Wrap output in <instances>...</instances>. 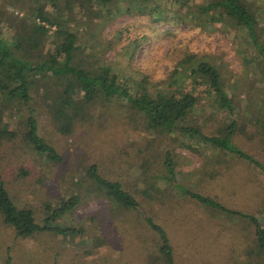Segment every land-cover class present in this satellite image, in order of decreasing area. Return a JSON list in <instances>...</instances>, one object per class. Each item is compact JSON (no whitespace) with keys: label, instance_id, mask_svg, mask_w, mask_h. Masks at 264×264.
Segmentation results:
<instances>
[{"label":"rangeland","instance_id":"rangeland-1","mask_svg":"<svg viewBox=\"0 0 264 264\" xmlns=\"http://www.w3.org/2000/svg\"><path fill=\"white\" fill-rule=\"evenodd\" d=\"M17 1L13 5L12 0H0V9L8 12L2 19L7 39L21 32L19 22L30 14L27 7L35 6L34 0ZM249 2L264 27V0ZM134 3L117 0L108 6L110 16L103 11L104 18L90 24L76 4L68 25L77 32L81 56L99 57L128 85L146 77L153 87L169 91L178 89L177 80L180 90L199 99L186 126L218 137L227 112L217 110L207 87L196 86L186 69L199 59L214 63L236 102V120L247 126L233 141L264 165V127L258 123L264 118V73L245 30L226 20L201 25L200 18L198 27L173 18L154 21V15L137 12ZM161 5L166 11L163 1ZM11 20L18 23L10 27ZM55 30L53 26L47 33L37 58L57 48ZM260 41L264 44V32ZM191 56L194 61L181 65ZM45 91L43 87L33 90L29 106L3 113L16 138L0 145V176L14 204L33 210L38 222L46 210L76 195L77 204L55 221L62 229L76 231L67 236L38 232L23 239L0 216V264H169L161 253L163 236L173 264H258V256L248 252L254 230L249 220L204 208L185 193L215 198L224 208L255 214L263 221L260 170L236 155L219 154L198 139L149 130L146 117L121 98L90 106L87 115L77 118L72 132L63 134L49 114L47 105L52 100ZM31 112L39 124L38 135L60 156L58 163L49 162L23 140L24 121ZM181 140L190 141V149L182 148ZM167 151L172 170L165 160ZM91 164L97 165L103 178L120 183L139 207H125L106 197V189H99L86 174ZM169 173L174 176L171 182Z\"/></svg>","mask_w":264,"mask_h":264},{"label":"trees","instance_id":"trees-1","mask_svg":"<svg viewBox=\"0 0 264 264\" xmlns=\"http://www.w3.org/2000/svg\"><path fill=\"white\" fill-rule=\"evenodd\" d=\"M117 0H34L35 6L27 7L29 18L20 21L21 32L7 39L2 27V19L8 12L0 9V145L12 141L16 133L9 129L2 115L12 107L29 106L34 100L32 91L41 87L45 88L47 99L52 102L47 106L49 114L58 126V131L70 134L75 127L77 118L87 115L90 106L96 103L107 104L115 98L127 100L130 106L146 117L149 130L160 134H182L191 140L198 139L202 144L219 150V154H233L240 160L252 165L264 174V165L249 153L235 145L233 137L238 131L245 132L247 126L238 123L235 118L236 102L228 92L221 70L214 63L198 60V64L187 67V76L193 79L196 86L204 85L212 96V101L218 111H226L227 119L221 130L220 136H206L198 127L186 126L188 118L196 109L199 99L191 92L179 89L162 91L153 87L148 78L128 85L121 81L120 76L109 64L101 63L99 57L94 60L82 57L77 32L68 25L71 21V11L78 4L83 10L85 19L89 24L96 18H104V12L111 15L108 6ZM126 1V0H119ZM137 12L154 15V21H167L173 18L176 23L197 25V20L203 19L201 25L214 22L229 21L245 30L248 41L258 52L261 59L260 65L264 73V44L260 38L264 32L259 18L249 0H207L206 4L196 3L194 0H132ZM166 5V11L162 7ZM19 1L12 0L15 5ZM154 3V5L150 3ZM23 2L20 5L23 6ZM127 11L131 6H127ZM171 13V17H167ZM197 19V20H196ZM263 19V18H262ZM10 27L18 21L11 20ZM56 27L54 35L57 38V48L48 52L45 58H37V53L42 47L43 40L52 27ZM200 25H197L198 27ZM39 56V55H38ZM196 57H188L183 64L189 65ZM43 59V60H42ZM185 69V68H184ZM178 73V72H176ZM175 73V74H176ZM161 84H164L162 82ZM55 89V92L53 91ZM51 92V94H48ZM264 127V118L258 120ZM23 132V140L51 163H58L60 156L55 149L38 135L39 124L34 113L31 112ZM188 140H181L182 148L190 149ZM165 160L172 170L170 152H165ZM87 176L99 189H106V197L112 196L125 207L138 208L137 200L127 192L120 189V183L110 182L103 178L96 164L87 167ZM170 174V173H169ZM172 181L173 174H170ZM173 186L178 185L174 182ZM191 200L201 204L204 208H212L216 212L228 213L235 217L247 219L254 227L253 246L248 252L258 256V264H264V219L260 220L255 214L224 208L215 198L201 196V194L186 192ZM78 198L72 195L63 200L58 208L49 212L38 222L31 209L18 208L11 199L6 189L5 182L0 176V216L4 222L14 228L20 238L33 237L38 232L55 233L60 236L70 235L75 229L60 228L55 224L64 213L77 204ZM48 209V208H47ZM153 225V224H152ZM157 228V227H155ZM163 248L161 253L173 264L169 242L162 237Z\"/></svg>","mask_w":264,"mask_h":264},{"label":"crops","instance_id":"crops-1","mask_svg":"<svg viewBox=\"0 0 264 264\" xmlns=\"http://www.w3.org/2000/svg\"><path fill=\"white\" fill-rule=\"evenodd\" d=\"M178 185V184H177Z\"/></svg>","mask_w":264,"mask_h":264}]
</instances>
